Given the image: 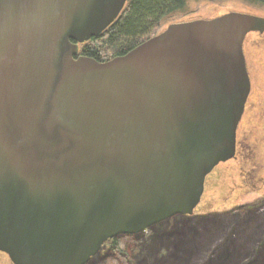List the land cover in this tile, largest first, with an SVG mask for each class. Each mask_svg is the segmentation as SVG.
Masks as SVG:
<instances>
[{
  "label": "water",
  "instance_id": "95a60500",
  "mask_svg": "<svg viewBox=\"0 0 264 264\" xmlns=\"http://www.w3.org/2000/svg\"><path fill=\"white\" fill-rule=\"evenodd\" d=\"M123 2L0 0V250L14 264H85L116 235L191 214L235 154L243 40L264 16L170 22L108 60L76 56L70 39Z\"/></svg>",
  "mask_w": 264,
  "mask_h": 264
},
{
  "label": "rangeland",
  "instance_id": "374dc122",
  "mask_svg": "<svg viewBox=\"0 0 264 264\" xmlns=\"http://www.w3.org/2000/svg\"><path fill=\"white\" fill-rule=\"evenodd\" d=\"M12 9L5 10L3 17L12 14ZM182 9L172 21L212 18L228 11L264 16V6L243 0H188ZM243 52L250 91L236 129L235 154L218 162L205 176L198 204L191 214H185L189 226L196 229L195 240L202 244L190 264H196L202 253H219L222 249L218 248L225 245V240L251 248L255 240L264 239V32H248ZM238 208L244 211L239 212ZM152 233L150 226L127 235V258L105 243L85 264H138L135 256L139 254L140 258L147 246L135 234L147 238ZM0 264L13 263L0 251Z\"/></svg>",
  "mask_w": 264,
  "mask_h": 264
},
{
  "label": "trees",
  "instance_id": "16d2710c",
  "mask_svg": "<svg viewBox=\"0 0 264 264\" xmlns=\"http://www.w3.org/2000/svg\"><path fill=\"white\" fill-rule=\"evenodd\" d=\"M187 1L128 0L123 15L109 26L101 37L94 38L95 46L86 47L85 53L99 61L126 53L164 29L162 27L166 22H174L172 19L183 10ZM243 1L264 6V0ZM237 210L243 212L244 208ZM185 216L188 215L174 214L151 225L153 233L147 238L135 234V237L142 239L147 246L143 248L140 258L139 254L135 256V259L139 260L138 264H190L191 259L202 249V244L195 240L196 229L189 226L190 220ZM127 235L129 234L116 235L105 243L112 251L127 258ZM225 241V245L218 248L222 249L219 253H202L196 264H264V239L255 240V245L251 248Z\"/></svg>",
  "mask_w": 264,
  "mask_h": 264
},
{
  "label": "flooded vegetation",
  "instance_id": "af4514ba",
  "mask_svg": "<svg viewBox=\"0 0 264 264\" xmlns=\"http://www.w3.org/2000/svg\"><path fill=\"white\" fill-rule=\"evenodd\" d=\"M127 3H128V0H124V2L122 3V5H121V7H120V9H119V11H118V13H117V15H116V17L113 19V20H111L110 22H108L107 24H104L103 26H102V28L99 30V32L98 33H94V34H91L85 41H83V42H77V41H75L74 39H70L72 42H76L77 43V46H78V50H77V53H76V56H78V55H85V56H90V55H88V54H86L85 53V48L86 47H88V48H90V47H94L95 45L93 44L94 43V41H93V39L94 38H98V37H101L102 36V34L107 30V28L109 27V26H111L118 18H120L122 15H123V13H124V11H125V9H126V6H127ZM40 7H42V5L40 4ZM104 11H105V9H104ZM91 57V56H90ZM1 252H4V251H2V250H0ZM4 253H6V252H4ZM7 254V253H6ZM8 255V254H7ZM10 259V258H9ZM12 262V261H11ZM13 263V262H12ZM14 264V263H13Z\"/></svg>",
  "mask_w": 264,
  "mask_h": 264
}]
</instances>
